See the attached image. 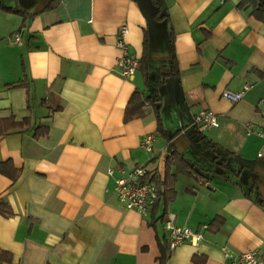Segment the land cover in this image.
Here are the masks:
<instances>
[{"label":"crops","instance_id":"0c3cea01","mask_svg":"<svg viewBox=\"0 0 264 264\" xmlns=\"http://www.w3.org/2000/svg\"><path fill=\"white\" fill-rule=\"evenodd\" d=\"M238 1L0 0V162L19 170L0 172V264L264 261V136L243 127L264 125V21ZM123 22L131 78L115 68ZM135 90L148 98L125 120ZM202 109L218 126L194 124ZM140 164L159 190L145 216L113 190L118 167ZM167 218L203 238L169 250Z\"/></svg>","mask_w":264,"mask_h":264},{"label":"built area","instance_id":"2783aa9c","mask_svg":"<svg viewBox=\"0 0 264 264\" xmlns=\"http://www.w3.org/2000/svg\"><path fill=\"white\" fill-rule=\"evenodd\" d=\"M128 25L123 22L119 25L116 47L121 52V55L117 57L115 61V68L118 73L126 78H131L136 70L139 68L140 62L136 56H133L127 52V43L125 36L128 33ZM13 42L20 44V33L13 34ZM249 86L244 84L241 90L231 91L224 90L222 97L229 101L235 102L242 97L245 89ZM259 103H264V100H260ZM260 113L264 114V107L260 108ZM194 124L202 128H210L218 126L217 116L214 112L208 109H202L193 115ZM244 132L246 134L257 133L264 136V125L257 128L254 124L248 122L244 126ZM154 135L145 134L141 137L140 147L148 152H153ZM113 169L109 168L107 173L113 174ZM118 175L114 180V193L116 199L124 204L127 208H133L142 215H148L151 208L157 201L158 188L154 181V174L148 168L146 164L136 165L132 168H124L120 166L116 169ZM163 227L166 231V241L169 250L175 248L177 245L183 242H189L197 244L203 238V234L200 231L192 230L187 226H180L175 224L170 218L163 221ZM207 227L206 224L203 225ZM226 258H232L233 264H264L258 255L257 250H247L238 254H231L228 251L224 252Z\"/></svg>","mask_w":264,"mask_h":264},{"label":"trees","instance_id":"16d2710c","mask_svg":"<svg viewBox=\"0 0 264 264\" xmlns=\"http://www.w3.org/2000/svg\"><path fill=\"white\" fill-rule=\"evenodd\" d=\"M237 7L242 10H246L251 8L250 14L253 15L258 20L264 21V0H239L237 3ZM140 62V60H139ZM24 82H18L16 85H22ZM147 96L144 95L142 92L135 90L130 96L128 104L125 109V116L124 119L128 120L132 116H136V114L142 113V106L144 105L145 101L147 100ZM129 104H133L132 107ZM2 123L6 122L7 124L11 125V130H21L25 125H27L28 119L24 118L21 121H16L12 117L2 119ZM0 172L7 174L12 181H15L19 175V170L15 169L10 160L0 162ZM159 200V190H158V198L156 203ZM4 203V204H3ZM0 204V213L7 216L11 214V210L8 207L7 203L3 202ZM10 260V254L7 251L0 249V263L1 261Z\"/></svg>","mask_w":264,"mask_h":264}]
</instances>
